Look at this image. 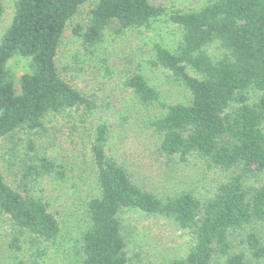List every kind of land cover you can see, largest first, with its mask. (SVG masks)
<instances>
[{
	"label": "trees",
	"instance_id": "16d2710c",
	"mask_svg": "<svg viewBox=\"0 0 264 264\" xmlns=\"http://www.w3.org/2000/svg\"><path fill=\"white\" fill-rule=\"evenodd\" d=\"M88 0H16L11 23L0 40V138L18 129H43L48 113L80 106L90 110L94 102L64 80L57 69L58 44L68 20ZM4 11L0 0V17ZM164 13L150 0H95L85 24L73 34L85 48L99 43L106 29L121 33L149 25ZM171 21L182 28V40L171 52L155 45L151 63L170 70L191 92L188 104L160 103L166 111L149 121L159 136L158 156L170 158L197 153L224 170H232L216 192L201 201L182 191L165 199L142 188L134 173L107 154V125L95 126L90 150L99 194L87 202L89 224L82 232L79 264H129L119 212L138 209L171 217L190 229L194 244L183 258L164 264H210L214 253L227 254L230 230L253 221H264V0H209L200 9L175 11ZM216 44L218 55L207 51ZM15 54L29 58L30 71L13 86L7 61ZM191 69L196 75L187 71ZM124 84L142 104L159 98L143 75L133 73ZM261 94L248 101L247 90ZM30 148H33L29 141ZM38 164H27L18 188L10 186L0 170V212L19 231L54 239L60 224L48 204L29 192L26 180L56 171V163L44 154ZM247 244L256 258L264 257V245L254 233ZM11 246L19 248L18 239ZM20 264V263H19ZM226 264H247L242 253L227 256Z\"/></svg>",
	"mask_w": 264,
	"mask_h": 264
},
{
	"label": "rangeland",
	"instance_id": "374dc122",
	"mask_svg": "<svg viewBox=\"0 0 264 264\" xmlns=\"http://www.w3.org/2000/svg\"><path fill=\"white\" fill-rule=\"evenodd\" d=\"M15 1L3 0L0 40L12 21ZM150 2L161 5L164 13L147 26L127 28L121 33L106 29L102 40L89 48L72 32L74 25L87 22L95 0L82 3L63 30L56 64L60 76L91 99L94 107L51 112L44 118L43 129H18L0 138V170L10 186L18 188L24 166L37 165L36 156L40 154L53 160L62 172V176L54 171L31 175L26 180L29 192L47 202L49 211L59 221L60 232L54 239L44 240L17 230L8 215L0 212V264L80 263L81 235L89 224L87 202L99 194L90 150L99 123H105L108 128L107 154L130 168L137 183L160 198L189 191L203 201L232 174V170L221 169L195 152L184 159L179 155L166 158L155 152L159 136L149 121L166 111L160 103L188 104L192 96L170 70L151 63L155 45L176 51L182 40V28L171 21L170 14L200 9L209 0ZM207 51L219 54L214 43ZM29 60L15 54L7 61L6 68L17 92L20 76L30 71ZM187 71L196 75L189 68ZM133 73L143 75L157 90V101L139 102L132 89L124 84ZM260 94L249 88L248 101L253 102ZM262 179L264 176L250 178L247 183L258 184ZM118 216L129 264H164L185 257L194 244L190 229L181 228L171 217L138 209H123ZM249 233H254L264 245V221L244 224L229 231V252L214 253L210 264H226L227 256L234 253H242L247 264H264V257H254L248 247ZM14 238L18 239L19 248L11 246Z\"/></svg>",
	"mask_w": 264,
	"mask_h": 264
}]
</instances>
